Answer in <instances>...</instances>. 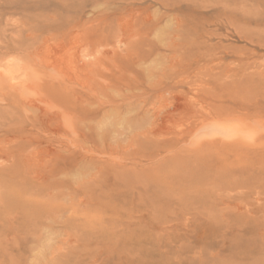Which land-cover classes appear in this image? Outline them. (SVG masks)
<instances>
[{
  "label": "rangeland",
  "instance_id": "1",
  "mask_svg": "<svg viewBox=\"0 0 264 264\" xmlns=\"http://www.w3.org/2000/svg\"><path fill=\"white\" fill-rule=\"evenodd\" d=\"M0 264H264V0H0Z\"/></svg>",
  "mask_w": 264,
  "mask_h": 264
},
{
  "label": "bare ground",
  "instance_id": "2",
  "mask_svg": "<svg viewBox=\"0 0 264 264\" xmlns=\"http://www.w3.org/2000/svg\"><path fill=\"white\" fill-rule=\"evenodd\" d=\"M31 102V101H30ZM42 107V106H41ZM40 109V108H39ZM52 130V129H51Z\"/></svg>",
  "mask_w": 264,
  "mask_h": 264
}]
</instances>
